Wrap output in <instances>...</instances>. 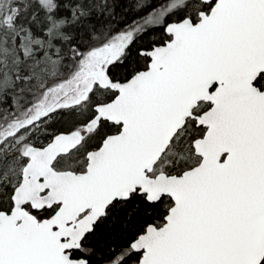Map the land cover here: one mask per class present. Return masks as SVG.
Listing matches in <instances>:
<instances>
[{"label":"snow or ice","instance_id":"obj_1","mask_svg":"<svg viewBox=\"0 0 264 264\" xmlns=\"http://www.w3.org/2000/svg\"><path fill=\"white\" fill-rule=\"evenodd\" d=\"M0 264H264V0H0Z\"/></svg>","mask_w":264,"mask_h":264}]
</instances>
